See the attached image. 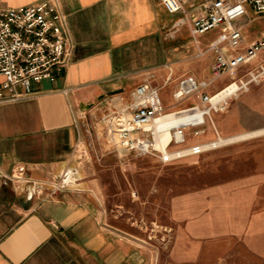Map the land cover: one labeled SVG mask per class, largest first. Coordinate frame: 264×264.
Here are the masks:
<instances>
[{"label":"crops","instance_id":"crops-1","mask_svg":"<svg viewBox=\"0 0 264 264\" xmlns=\"http://www.w3.org/2000/svg\"><path fill=\"white\" fill-rule=\"evenodd\" d=\"M205 1L181 3L193 16ZM37 2L1 0L7 8ZM59 7L73 45L68 64L54 82L32 83L19 100L0 102V264H156L137 235L107 215L98 167L80 157L100 144L93 131L103 126L106 95L167 79L172 94L183 76L207 80L217 31L209 38L174 31L178 17L159 0H59ZM223 79L210 94L230 80Z\"/></svg>","mask_w":264,"mask_h":264},{"label":"rangeland","instance_id":"rangeland-1","mask_svg":"<svg viewBox=\"0 0 264 264\" xmlns=\"http://www.w3.org/2000/svg\"><path fill=\"white\" fill-rule=\"evenodd\" d=\"M241 23L248 43L264 32V16L250 9ZM184 29L189 33L187 24ZM173 86H159L171 111L194 100L176 104ZM118 95L104 98L109 102ZM212 120L224 139L264 129V81L227 99L225 110L212 113ZM212 131L204 139L211 140ZM95 135L100 144L80 159L98 167L93 175L100 176L108 194L107 215L137 235L156 264H264V133L167 165L153 156L118 155L101 125ZM201 138L189 134L187 141Z\"/></svg>","mask_w":264,"mask_h":264},{"label":"built area","instance_id":"built-area-1","mask_svg":"<svg viewBox=\"0 0 264 264\" xmlns=\"http://www.w3.org/2000/svg\"><path fill=\"white\" fill-rule=\"evenodd\" d=\"M159 1L169 15L178 17L174 31L186 24L193 38L217 31V37L207 48L214 53L210 76L207 80L191 75L181 77L171 94L175 103L181 104L190 98L196 103L173 111H168L163 103L162 88L143 81L127 98L119 94L107 102L102 123L107 143L118 155L123 152L153 156L167 165L232 142L221 138L212 113L223 112L227 99L264 81V32L248 43L241 23L248 16V9L264 16V0H207L191 8L195 11L193 16L185 11L181 0ZM72 49L59 0H40L19 8L4 7L0 0V102L19 100L28 93L32 83L54 82L60 68L68 64ZM246 66L252 68L240 75ZM225 77L230 79L226 86L210 94L214 83ZM167 82L168 79L165 85ZM19 88L25 92H19ZM220 93H225L224 97L215 101L214 97ZM185 112L199 116L194 121L156 129L155 124L160 120ZM209 129L213 130V138L206 140ZM189 134L203 140L190 143ZM162 135L167 140L159 147L157 138ZM20 175L17 181L24 180Z\"/></svg>","mask_w":264,"mask_h":264},{"label":"bare ground","instance_id":"bare-ground-1","mask_svg":"<svg viewBox=\"0 0 264 264\" xmlns=\"http://www.w3.org/2000/svg\"><path fill=\"white\" fill-rule=\"evenodd\" d=\"M224 94L223 93L218 94L216 97H214V100L215 101L220 100L222 97H224ZM198 116L199 115H193V114L186 113V112L181 113V114H177V115L167 116L166 118L157 122L155 124V127L158 130H163V129H166L168 127L180 125L181 123H184V122L194 121V120H196V118ZM261 133H264V129H258L257 131L245 133L242 135L232 136V137H229L228 140L240 141V140H243V138L258 136V134H261ZM166 140H167V136L166 137L164 135L159 136L157 138L158 146L159 147L164 146L166 144Z\"/></svg>","mask_w":264,"mask_h":264},{"label":"water","instance_id":"water-1","mask_svg":"<svg viewBox=\"0 0 264 264\" xmlns=\"http://www.w3.org/2000/svg\"><path fill=\"white\" fill-rule=\"evenodd\" d=\"M113 94H116V93H110V95H113ZM89 108V107H88Z\"/></svg>","mask_w":264,"mask_h":264}]
</instances>
